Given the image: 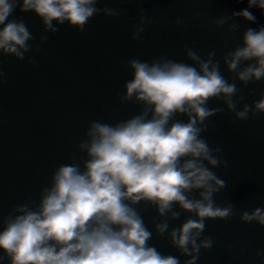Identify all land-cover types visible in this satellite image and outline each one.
Listing matches in <instances>:
<instances>
[{"label": "clouds", "instance_id": "clouds-1", "mask_svg": "<svg viewBox=\"0 0 264 264\" xmlns=\"http://www.w3.org/2000/svg\"><path fill=\"white\" fill-rule=\"evenodd\" d=\"M99 2L0 0V57L23 61L33 51L30 41L35 37L24 20L14 16L17 8L38 17L45 33H57L65 23L83 32L96 15L121 14L98 8ZM254 8L264 15V0H247V7L214 24H227V31L237 32L240 25L235 20L256 22ZM146 22L150 21L141 10L140 25ZM143 30L138 26L132 38L138 39ZM47 39L43 35L40 42ZM241 39L242 45L222 60L233 74L231 80L247 86L264 80V25L246 28ZM185 54L192 63L163 56L151 62L127 61L132 76L123 85L121 100L134 101L141 111L115 124L89 122L86 138L78 144L86 158L81 162L73 156L71 163L58 165L40 189L35 207L29 199L0 215V261L7 257L8 264H181L179 256L164 255L149 244L153 232L137 208L144 202L161 218L154 221L156 234L167 233L170 246L187 257L183 264H197L201 250L214 243L210 236L202 238L206 221L237 215L231 202L222 207L214 198L227 182L213 169H226L228 164L218 155L222 149L210 147L202 136L209 127L206 122L224 111L208 104L222 101L236 120L245 121L249 113L264 114V93L238 109L244 100L241 89L225 78L215 51L207 59L190 48ZM27 62L36 61L33 57ZM3 75L0 71V78ZM182 213L189 215L169 230V221L179 220ZM239 219L264 227V206L240 211Z\"/></svg>", "mask_w": 264, "mask_h": 264}, {"label": "water", "instance_id": "water-1", "mask_svg": "<svg viewBox=\"0 0 264 264\" xmlns=\"http://www.w3.org/2000/svg\"><path fill=\"white\" fill-rule=\"evenodd\" d=\"M98 8H113L121 14L92 17L83 32L60 25L57 33H45L42 23L33 13H14L28 25L35 39L33 51L23 61L11 56L0 57V215H7L17 205L39 201L40 189L48 185L53 170L60 164L71 163L75 156L86 158L78 144L84 140L89 122L115 124L141 111L134 101H122L123 85L131 79L127 61L138 58L151 62L166 57L179 62L188 60L190 48L201 58L215 51L221 72L235 82L251 105L264 93V80L244 86L232 81L222 57L242 45V33L248 27L264 25V15L251 9L255 23L242 19L237 32L227 31L228 25L217 28L214 21L247 7V0H100ZM146 18L140 25V15ZM179 19V22H177ZM143 27L138 39L133 34ZM47 35L43 43L40 37ZM39 47V51L35 49ZM35 64L28 63V58ZM237 99V97H234ZM209 108H224L209 119L202 133L210 147H220L218 154L228 167L213 169L227 182V187L215 195L217 205L231 202L237 215L229 220H208L202 238L210 236L214 243L202 249L197 264H264V227L255 222L243 223L240 211L264 206V114L236 120L222 101L215 99ZM177 119L186 117L177 116ZM153 238L149 241L164 255L187 259L171 247L167 233L160 237L154 221L159 222L154 207L144 202L137 205ZM169 221L170 229L178 227L188 216ZM0 255H3L0 253ZM0 264H8L5 257Z\"/></svg>", "mask_w": 264, "mask_h": 264}]
</instances>
